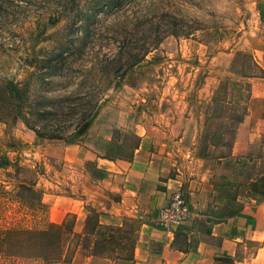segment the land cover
I'll return each instance as SVG.
<instances>
[{
    "label": "rangeland",
    "instance_id": "obj_1",
    "mask_svg": "<svg viewBox=\"0 0 264 264\" xmlns=\"http://www.w3.org/2000/svg\"><path fill=\"white\" fill-rule=\"evenodd\" d=\"M262 5L0 0V161L8 163L0 166V264H115L113 250L88 257V241L72 235L59 236L63 250L50 261L49 252L40 253L55 235L34 240L22 233L73 221L75 232L91 231L97 215L106 232L117 222L106 193L116 192L104 187L96 154L130 158L147 133L162 136L181 168L204 160L219 192L205 197L201 210L214 222L233 216L236 195L251 192L240 170L257 168L255 158L230 153L235 140L246 138L250 90L264 77ZM69 144H78V152L65 149ZM126 217L114 235L120 259L129 260L141 219ZM210 224L198 222V235ZM258 245L241 242L234 256L220 255L214 264H264L262 255L255 258Z\"/></svg>",
    "mask_w": 264,
    "mask_h": 264
},
{
    "label": "crops",
    "instance_id": "obj_2",
    "mask_svg": "<svg viewBox=\"0 0 264 264\" xmlns=\"http://www.w3.org/2000/svg\"><path fill=\"white\" fill-rule=\"evenodd\" d=\"M261 9H264V5L257 12L260 23L264 25L260 19ZM260 43L262 51L259 58L263 63L257 62L264 69V56L261 55L264 40H260ZM246 114L250 118L246 138L234 141L230 156L256 159L255 173L246 171V167L240 170L244 181L251 182L249 187H245L251 192L242 197L237 194L238 211L215 222L207 211L201 210L203 199L208 196L212 200L219 192L212 179L213 170L205 166L202 159H197L200 165L187 170L177 166L170 157L171 152L162 146L161 135H140L130 158H117L114 161L96 154L94 162L102 172L104 187L116 192L106 193L109 197L112 194L107 201V211L112 217H117L114 220L118 222L109 226H122L123 216L141 219L132 257L129 260L119 259L115 264H214L220 255L234 256L238 245L246 240L259 243L255 258L262 255L264 259V170L260 168L261 159L264 158V77L250 90ZM256 145L259 148L263 145L257 154ZM74 146H77V153L78 144H69L65 149L73 152ZM76 153L70 158L73 159ZM227 157L218 156L217 159ZM229 187L227 181L224 188ZM177 188L185 193L184 199L188 203L186 199L185 202L194 214L193 221L184 225L187 229L179 236L168 234L158 224L160 208ZM99 221L104 224L100 218ZM200 221L211 223L204 236L198 235L196 229Z\"/></svg>",
    "mask_w": 264,
    "mask_h": 264
},
{
    "label": "trees",
    "instance_id": "obj_3",
    "mask_svg": "<svg viewBox=\"0 0 264 264\" xmlns=\"http://www.w3.org/2000/svg\"><path fill=\"white\" fill-rule=\"evenodd\" d=\"M260 19L264 23V9L260 10ZM16 88L17 87L15 86V89ZM95 113H97L96 110L94 111L93 116L95 115ZM90 123H91V120L87 119L86 123H84V125H83L84 128L82 129V131H86L89 128ZM76 141L77 140H73V141L71 140L70 143H78ZM104 157L107 159H110L109 157H106V156H104ZM110 160H112V159H110ZM7 164L8 163H6L4 160L0 161L1 167L5 166ZM100 173H102V172L100 171ZM193 218H194V216H193ZM193 218L191 221H193ZM128 220L131 221L132 219L129 218ZM95 221H96L95 229H93L91 231H86V232H80V233L75 232V230L73 228L74 227V221H73V224H71V225H70V222L67 223L68 225H66L64 222H61L59 224L51 223L44 230L35 231V232H31L28 230V231L23 232L22 235H25L26 233H28L31 236V238L34 237V240H37V238L45 240L46 237H52L53 235H55L54 236L55 238L46 242V244H48V246H50V249L49 248L47 250L42 249V251H41L42 253H40V254H43L44 252H49L51 257L47 258V260H50V261L56 260L59 256V253L63 250L61 247V245L63 243L61 241V238H59V236H61L62 238L63 237L68 238V237H71V235L76 236L78 238V241H80V240H84V241L87 240L88 241V243H89L88 250H87L88 257L89 256H102V254L104 252H106V250L108 251V249H110V250H113V252H115V254H116L114 256V258L120 259L121 256L119 255L118 251L115 249V248H117V245H115V244H117L116 242H118V241L115 238L114 231H121L123 229V227L122 226H108L107 230L105 232V231H102V229L105 228V225L100 223L98 215H97ZM185 224L186 223L180 224L174 229V235L175 236H179L182 232H184L183 230L187 229V227L184 226ZM19 234H21V233H17V235H19ZM5 236L10 237L13 235L10 233H7V234H5ZM21 238H22L21 243L23 246H25L27 239H25L22 236H21ZM31 238H29L28 241ZM38 241H42V240H38ZM30 244L33 245V243H30ZM47 256L48 255H46V257Z\"/></svg>",
    "mask_w": 264,
    "mask_h": 264
},
{
    "label": "built area",
    "instance_id": "obj_4",
    "mask_svg": "<svg viewBox=\"0 0 264 264\" xmlns=\"http://www.w3.org/2000/svg\"><path fill=\"white\" fill-rule=\"evenodd\" d=\"M194 214L185 202L183 191L177 188L158 213V224L168 234H174V229L192 220Z\"/></svg>",
    "mask_w": 264,
    "mask_h": 264
}]
</instances>
